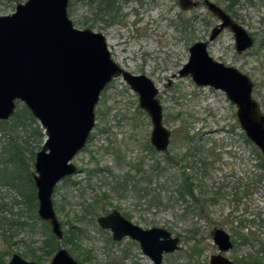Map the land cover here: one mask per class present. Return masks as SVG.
<instances>
[{"label":"rangeland","instance_id":"1","mask_svg":"<svg viewBox=\"0 0 264 264\" xmlns=\"http://www.w3.org/2000/svg\"><path fill=\"white\" fill-rule=\"evenodd\" d=\"M26 1L0 0V16ZM116 1L121 10L114 22L94 19V6L86 2L74 3L69 17L77 28L104 33L122 68L154 81L164 125L172 133L168 151L180 162L167 166L164 153H151L150 116L140 107L138 93L122 77L113 79L101 93L88 141L73 159L78 171L55 187L54 208L64 231L58 249L64 246L81 264H153L137 241H115L98 224L99 216L118 209L143 228L162 227L180 238L179 250L165 254L162 264H209L219 252L213 242L216 228L234 241L227 257L237 264H264V157L245 135L237 107L222 90L198 86L179 74L190 47L209 39L217 18L204 3L183 10L178 0ZM234 12L255 45L238 54L233 33L224 30L208 50L250 76L253 96L264 112V0H238ZM24 107L18 102L0 126V264H8L14 254L50 264L58 250L51 256L44 250L53 236L51 227L38 216L37 196L31 207L23 196V191H33L29 173L46 135ZM13 143L20 146L24 166L19 185L9 182L15 171ZM159 161L166 167L160 178L153 169ZM184 171L195 187L194 196L182 198L175 189ZM70 231L72 240L67 239Z\"/></svg>","mask_w":264,"mask_h":264},{"label":"water","instance_id":"2","mask_svg":"<svg viewBox=\"0 0 264 264\" xmlns=\"http://www.w3.org/2000/svg\"><path fill=\"white\" fill-rule=\"evenodd\" d=\"M183 10L201 3L219 22L209 39L195 42L180 77L190 76L198 86L222 90L237 107V118L247 138L264 157V112L253 96L254 82L237 67L216 60L208 50L225 29L235 38L237 53L251 48L254 37L221 5L212 0H178ZM70 0H27L12 14L0 16V120H8L22 102L39 121L46 135L36 153L33 181L38 200L37 213L62 241L64 231L54 208L56 185L75 174L74 157L85 147L96 123L95 110L102 91L122 77L139 95L140 107L151 118V145L157 152L169 150L171 130L163 122L159 89L146 74L122 68L112 57L107 38L92 28H77L69 17ZM98 224L110 230L115 241H137L153 264L180 248V238L162 227L143 228L114 209L101 215ZM219 249L209 264H236L223 253L233 247L230 234L213 231ZM8 264H40L14 254ZM50 264H81L64 247L54 253Z\"/></svg>","mask_w":264,"mask_h":264},{"label":"trees","instance_id":"3","mask_svg":"<svg viewBox=\"0 0 264 264\" xmlns=\"http://www.w3.org/2000/svg\"><path fill=\"white\" fill-rule=\"evenodd\" d=\"M219 1V0H218ZM224 2H228L227 6H224L226 10H228L234 17L237 18V13L234 12V7L238 4V0H223ZM76 2H86L90 4L91 6H94V19H100L105 22H114V17L119 15L121 7L120 5L117 6V1L116 0H70L69 3V8H72V5ZM68 8V9H69ZM88 21L85 22V25L88 24ZM24 110L31 116V118L34 120L33 115L30 113V111L24 107ZM35 121V120H34ZM5 121L0 120V126L5 125ZM36 132L38 134H41L42 131L40 127H37ZM190 138V137H188ZM13 146L17 147V150L11 153V159H13L15 162V171L10 172L11 177H10V183L14 185H19V176L22 173L19 168L24 167L21 163V157H20V146H18V143H13ZM149 150L151 153H156L157 151L155 148L149 144ZM165 155V162L168 164L167 166H170L172 162H180L175 159V156H171L169 151L164 153ZM162 162H156V164L153 166L154 171H158L159 178L160 174L166 170L165 165L162 167ZM264 164V163H263ZM29 173V172H28ZM30 177V182L33 191L31 192H26L23 191V196L25 197V202L29 205V207L32 206V203L36 199L35 195V185L33 181V176L29 173ZM194 182H193V177L186 173L185 171L181 173V180L180 183L176 186V192L180 195V197L184 198L186 195H191L194 196ZM125 217L129 216L127 214H124ZM47 224V222H46ZM74 232L70 231L69 235L67 236V239L72 240L74 238ZM67 241V240H66ZM59 247V242L57 238L53 235H49L48 238L45 241V252L47 255H52Z\"/></svg>","mask_w":264,"mask_h":264},{"label":"flooded vegetation","instance_id":"4","mask_svg":"<svg viewBox=\"0 0 264 264\" xmlns=\"http://www.w3.org/2000/svg\"><path fill=\"white\" fill-rule=\"evenodd\" d=\"M223 8H224V7H223ZM224 9H225V8H224ZM225 10H226V9H225ZM226 11H227V12H228L233 18H235V19L237 20V18L234 17V16L232 15V13H230L228 10H226ZM217 20H218V19H217ZM237 21H238V20H237ZM218 22H219V20H218ZM238 22H239V21H238ZM239 23H240V22H239ZM217 24H218V23H217ZM217 24H216V25H217ZM240 24H241V23H240ZM216 25H215V26H216ZM242 25H243V24H242ZM215 26H214V27H215ZM243 26H244V25H243ZM214 27H213V28H214ZM213 28H212V29H213ZM225 30H229V29H225ZM247 31H248V30H247ZM248 32H249V31H248ZM249 33H250V32H249ZM250 34H251V33H250ZM251 35H252V34H251ZM252 36H253V35H252ZM253 37H254V36H253ZM254 39H255V38H254ZM254 45H255V44H254ZM251 48H252V47H251ZM251 48H249V49L243 51V52L240 53V54H244L245 52H247V51L250 50ZM238 54H239V53H238ZM166 152H167V151H166ZM231 239H232V238H231ZM232 242H233V247H234V241L232 240ZM216 246H217V245H216ZM233 247H232V248H233ZM232 248H231V249H232ZM231 249H230V250H231ZM230 250H229V251H230ZM218 251H219V249H218ZM218 253H219V252H218ZM218 253H217V254H218ZM227 253H228V252H227ZM225 254H226V253H223L224 256H226ZM213 255H214V254H213ZM226 257H227V256H226ZM210 258H211V257H210ZM228 258H229V257H228ZM229 259H230V258H229ZM230 260H232V259H230ZM232 261H233V260H232ZM233 262L236 263L235 261H233ZM209 263H210V262H209ZM236 264H237V263H236Z\"/></svg>","mask_w":264,"mask_h":264}]
</instances>
